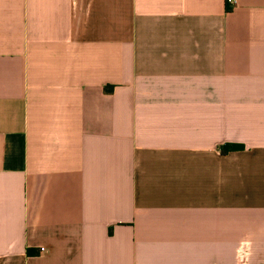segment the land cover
Returning a JSON list of instances; mask_svg holds the SVG:
<instances>
[{"label": "crops", "instance_id": "obj_1", "mask_svg": "<svg viewBox=\"0 0 264 264\" xmlns=\"http://www.w3.org/2000/svg\"><path fill=\"white\" fill-rule=\"evenodd\" d=\"M0 264H264V0H0Z\"/></svg>", "mask_w": 264, "mask_h": 264}]
</instances>
